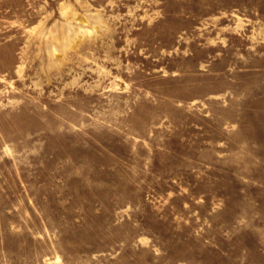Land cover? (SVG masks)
<instances>
[{"label":"rangeland","instance_id":"obj_1","mask_svg":"<svg viewBox=\"0 0 264 264\" xmlns=\"http://www.w3.org/2000/svg\"><path fill=\"white\" fill-rule=\"evenodd\" d=\"M0 264H264V0H0Z\"/></svg>","mask_w":264,"mask_h":264}]
</instances>
